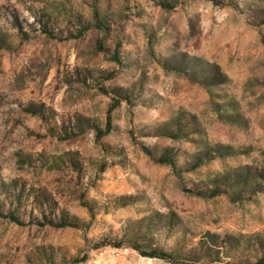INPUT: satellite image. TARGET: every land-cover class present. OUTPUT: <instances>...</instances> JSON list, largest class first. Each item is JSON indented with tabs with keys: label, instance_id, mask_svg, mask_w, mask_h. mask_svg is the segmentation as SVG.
<instances>
[{
	"label": "rangeland",
	"instance_id": "rangeland-1",
	"mask_svg": "<svg viewBox=\"0 0 264 264\" xmlns=\"http://www.w3.org/2000/svg\"><path fill=\"white\" fill-rule=\"evenodd\" d=\"M0 209V264L264 257V0H0Z\"/></svg>",
	"mask_w": 264,
	"mask_h": 264
},
{
	"label": "trees",
	"instance_id": "trees-1",
	"mask_svg": "<svg viewBox=\"0 0 264 264\" xmlns=\"http://www.w3.org/2000/svg\"><path fill=\"white\" fill-rule=\"evenodd\" d=\"M162 4L165 5L166 3L164 2ZM114 100H115V104H118L120 101L118 98H115ZM108 125H107V128H108ZM94 127L98 130V136L103 135L105 133L104 131H102V129L98 125H94ZM74 134H77V132L67 133L64 137L67 138ZM146 150L148 154H152L148 148H146ZM157 160L162 163H167L171 165L173 168L176 167V162L174 161L173 157L170 156L169 153H163L157 158ZM90 214L92 216L95 215L93 209L90 210ZM0 215L3 217H7L10 220L18 224L25 223V221L19 218L17 215L13 213H5L1 209H0ZM37 223L41 225L49 224V225L56 226V227H62V226H76L77 227L79 226V222L76 219H69L66 215H62L59 220H55L54 218L45 217L44 220H38ZM138 228H141V227H138ZM141 229H144L143 231L144 234H147L146 226H144ZM138 232L139 230L137 229L135 234L130 235L128 231L124 230L122 231L120 235L117 234L111 237H109L107 234H104L98 240L91 242L90 248L96 249V248H100L103 246H114V247L131 246L143 256L158 257V258L170 261L172 263H177V261H175V258H174L175 252L167 251L163 248L153 247V246L149 247V249L148 248L146 249L139 241H137L136 239L137 236L134 237L136 234L140 235V232L139 233ZM86 257L87 255L85 254L80 258H75L74 260L82 261L86 259ZM245 264H264V257L260 256L256 258L254 261H247Z\"/></svg>",
	"mask_w": 264,
	"mask_h": 264
}]
</instances>
